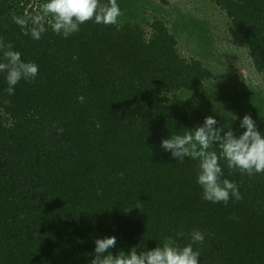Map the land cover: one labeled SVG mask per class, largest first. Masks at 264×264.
I'll list each match as a JSON object with an SVG mask.
<instances>
[{
	"label": "trees",
	"instance_id": "1",
	"mask_svg": "<svg viewBox=\"0 0 264 264\" xmlns=\"http://www.w3.org/2000/svg\"><path fill=\"white\" fill-rule=\"evenodd\" d=\"M210 1L264 78V0ZM45 2L0 0V36L39 66L13 95L0 73V264H90L97 238L116 236L115 255L153 249L168 236L183 246L196 229L206 234L200 264H264V174H241L221 160L243 200L212 203L197 184L199 162L176 161L160 146L207 116L225 131L245 130L233 116L171 100L213 73L182 55L160 19L148 32L88 21L68 38L48 27L35 40L24 33Z\"/></svg>",
	"mask_w": 264,
	"mask_h": 264
},
{
	"label": "clouds",
	"instance_id": "2",
	"mask_svg": "<svg viewBox=\"0 0 264 264\" xmlns=\"http://www.w3.org/2000/svg\"><path fill=\"white\" fill-rule=\"evenodd\" d=\"M122 16L118 0H107L106 4H102L101 0H46L32 18L33 26L24 34L39 40L51 27L57 35L68 38L79 32L80 26L88 21L118 25ZM13 20L22 27L27 25L23 18L14 16ZM38 72L39 66L34 61L23 60L22 53L15 49L13 43L0 36V73H5L8 95L14 94L15 86L22 79L34 80ZM217 124L213 116H207L202 125L193 129L184 128L182 134L169 135L162 139L160 146L171 153L176 161L182 162L186 157L197 160V184L202 188V198L227 205L230 199L241 201L243 196L235 181L224 178L221 160L230 170H238L241 174H264V134L258 130L250 114H245L240 121V128L245 130L239 135L234 133L231 126L225 131L224 126L217 127ZM140 206L138 203L136 208ZM231 218L237 219L235 215ZM176 235L183 237L184 231L181 229ZM205 235L196 229L189 233L190 242L183 246L174 237L168 236L153 249L138 251L137 246L127 253L120 250L115 255L110 249L116 247V236L97 238L90 264H200L198 246L204 243Z\"/></svg>",
	"mask_w": 264,
	"mask_h": 264
},
{
	"label": "rangeland",
	"instance_id": "3",
	"mask_svg": "<svg viewBox=\"0 0 264 264\" xmlns=\"http://www.w3.org/2000/svg\"><path fill=\"white\" fill-rule=\"evenodd\" d=\"M106 4L107 0H101ZM119 24L160 19L177 36L184 57L201 60L214 77L195 91L171 100L190 112L236 116L250 114L264 134V78L254 68L248 46L228 16L210 0H118ZM190 101L191 106H188Z\"/></svg>",
	"mask_w": 264,
	"mask_h": 264
}]
</instances>
